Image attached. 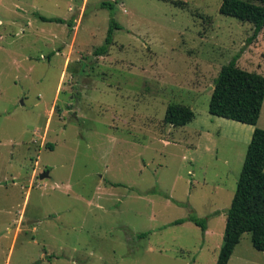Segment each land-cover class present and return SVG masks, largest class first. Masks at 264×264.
Masks as SVG:
<instances>
[{
  "label": "rangeland",
  "instance_id": "rangeland-1",
  "mask_svg": "<svg viewBox=\"0 0 264 264\" xmlns=\"http://www.w3.org/2000/svg\"><path fill=\"white\" fill-rule=\"evenodd\" d=\"M221 1L0 0V264L216 263L264 129V102L255 125L208 112L233 55L264 75V28L248 43L253 23ZM111 19L113 43L95 55ZM170 103L193 119L165 123ZM189 215L205 233L172 223ZM228 264H264V251L246 232Z\"/></svg>",
  "mask_w": 264,
  "mask_h": 264
},
{
  "label": "trees",
  "instance_id": "trees-1",
  "mask_svg": "<svg viewBox=\"0 0 264 264\" xmlns=\"http://www.w3.org/2000/svg\"><path fill=\"white\" fill-rule=\"evenodd\" d=\"M179 3V2H177ZM102 7L113 9L110 1H103ZM221 13L238 17L253 23V32L247 39L250 43L264 28V0H222ZM43 21L66 23L68 32L74 20L58 16L38 14ZM119 25L111 19L104 43L94 50L95 55L107 54L113 43V29ZM239 54L223 64L214 79L208 112L212 115L255 125L264 102V75L248 71L237 65ZM194 117L192 109L181 103H170L166 107L163 121L174 126L188 124ZM52 148L53 145L49 144ZM112 185L119 183L112 182ZM222 244L215 264H228L242 234L249 232L251 244L256 250L264 251V129L254 127L244 156L236 188L227 208ZM191 221L206 232V218L189 215L173 221L174 224ZM144 234H141L142 236Z\"/></svg>",
  "mask_w": 264,
  "mask_h": 264
},
{
  "label": "water",
  "instance_id": "water-1",
  "mask_svg": "<svg viewBox=\"0 0 264 264\" xmlns=\"http://www.w3.org/2000/svg\"><path fill=\"white\" fill-rule=\"evenodd\" d=\"M48 176H49V172H48L47 170H45V171H43V172H40L39 175H38V177H39L40 179L46 178V177H48Z\"/></svg>",
  "mask_w": 264,
  "mask_h": 264
}]
</instances>
